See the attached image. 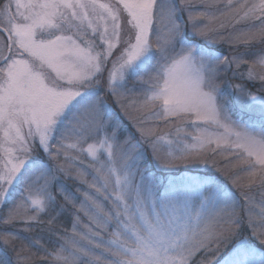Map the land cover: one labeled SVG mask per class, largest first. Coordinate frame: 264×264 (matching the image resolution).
<instances>
[{"label": "snow or ice", "instance_id": "6c2138e0", "mask_svg": "<svg viewBox=\"0 0 264 264\" xmlns=\"http://www.w3.org/2000/svg\"><path fill=\"white\" fill-rule=\"evenodd\" d=\"M0 264H264V0H0Z\"/></svg>", "mask_w": 264, "mask_h": 264}, {"label": "rangeland", "instance_id": "374dc122", "mask_svg": "<svg viewBox=\"0 0 264 264\" xmlns=\"http://www.w3.org/2000/svg\"><path fill=\"white\" fill-rule=\"evenodd\" d=\"M224 52L225 54H227L228 51V45H221L219 46ZM260 45L255 44L253 45V50L259 48ZM241 51L243 50V48L240 49ZM250 87H252L251 85H249ZM258 87V85H257ZM253 91H255V88H253ZM165 131L167 129H164ZM217 160V168H221V167H225V161L223 160V158L221 156H217L216 157ZM184 166H181V168H183ZM217 168H212L211 165H209L208 167H205L204 165H199V171L202 173H208V174H213L215 176H217L220 180L224 181V182H228L227 181V175L226 172L230 173L232 171V169L227 168L226 171H217ZM17 227H21L20 225H17ZM66 227H71V224L69 222V224ZM197 259H199V257H197Z\"/></svg>", "mask_w": 264, "mask_h": 264}, {"label": "trees", "instance_id": "16d2710c", "mask_svg": "<svg viewBox=\"0 0 264 264\" xmlns=\"http://www.w3.org/2000/svg\"><path fill=\"white\" fill-rule=\"evenodd\" d=\"M70 222V218H65V226H67Z\"/></svg>", "mask_w": 264, "mask_h": 264}]
</instances>
